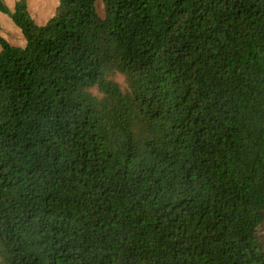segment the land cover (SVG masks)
Instances as JSON below:
<instances>
[{
    "label": "trees",
    "instance_id": "16d2710c",
    "mask_svg": "<svg viewBox=\"0 0 264 264\" xmlns=\"http://www.w3.org/2000/svg\"><path fill=\"white\" fill-rule=\"evenodd\" d=\"M0 11V264H264V0Z\"/></svg>",
    "mask_w": 264,
    "mask_h": 264
},
{
    "label": "rangeland",
    "instance_id": "374dc122",
    "mask_svg": "<svg viewBox=\"0 0 264 264\" xmlns=\"http://www.w3.org/2000/svg\"><path fill=\"white\" fill-rule=\"evenodd\" d=\"M11 9H13L17 0H5ZM29 8L32 16L37 23L44 24L50 17L54 15L59 5V0H28ZM0 37L6 38L13 44L24 45L26 43L25 36L21 29L14 23L9 14L0 11ZM115 79L119 81L123 87L127 86L125 76L115 73Z\"/></svg>",
    "mask_w": 264,
    "mask_h": 264
}]
</instances>
